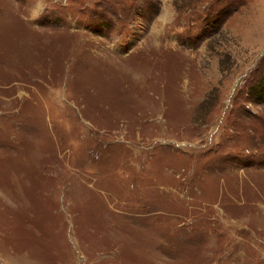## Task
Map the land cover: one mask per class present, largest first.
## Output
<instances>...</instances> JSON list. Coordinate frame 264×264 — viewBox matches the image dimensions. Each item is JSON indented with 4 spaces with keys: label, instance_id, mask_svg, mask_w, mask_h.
<instances>
[{
    "label": "rangeland",
    "instance_id": "obj_1",
    "mask_svg": "<svg viewBox=\"0 0 264 264\" xmlns=\"http://www.w3.org/2000/svg\"><path fill=\"white\" fill-rule=\"evenodd\" d=\"M0 264H264V0H0Z\"/></svg>",
    "mask_w": 264,
    "mask_h": 264
}]
</instances>
